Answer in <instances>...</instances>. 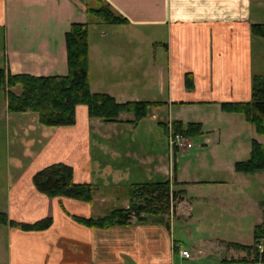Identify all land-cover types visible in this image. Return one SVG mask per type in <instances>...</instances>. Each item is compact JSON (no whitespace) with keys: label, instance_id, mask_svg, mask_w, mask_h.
<instances>
[{"label":"crops","instance_id":"obj_1","mask_svg":"<svg viewBox=\"0 0 264 264\" xmlns=\"http://www.w3.org/2000/svg\"><path fill=\"white\" fill-rule=\"evenodd\" d=\"M101 5L127 20L124 25H109L125 35L109 41V31L103 29L106 23L88 13ZM72 24L89 25L92 93L107 94L118 103L160 102L148 100L158 86L166 93L164 104L135 125L132 114H120L118 123H104L90 119L86 106L78 105L74 125L43 127L30 112L10 114L1 91L0 136L4 133L10 163L0 165V214L6 216V223H0V264H236L232 261L247 259V252L234 246H249L241 238L239 224L231 232L227 221L225 230L216 233L218 226L212 224L216 219L211 216L219 212L197 211L184 196L162 224L132 219L125 226L94 229L74 217L105 216L94 210L95 196L91 205L48 198L36 191L32 177L49 165H68L74 182L104 191L101 203L110 201L104 196L111 195L110 189L161 178L186 186L224 187V181L214 178L190 180L189 150L171 156L165 134L155 126L163 127L159 112L166 109L168 121L184 124L180 112L173 117L171 109L205 106L232 115L222 112L220 104L250 100L253 78L264 79L257 66L264 62V39L251 32L253 25H264V0H0V69L11 75L66 76L64 37ZM154 50L164 52L163 69L154 62ZM186 74L192 77L191 90L185 88ZM13 91L20 94L19 88ZM199 123L204 126V120ZM223 164L215 159L213 169ZM197 199H209L235 219L241 216L243 207L233 211L216 192ZM121 205L128 207L127 196ZM261 211L264 214V208ZM44 218L52 224L43 231L24 232L9 223L33 224ZM204 220L205 227H198L195 237L187 233L190 243L181 244L176 221L193 226ZM180 249L189 258H182Z\"/></svg>","mask_w":264,"mask_h":264},{"label":"trees","instance_id":"obj_2","mask_svg":"<svg viewBox=\"0 0 264 264\" xmlns=\"http://www.w3.org/2000/svg\"><path fill=\"white\" fill-rule=\"evenodd\" d=\"M88 13L109 25H124L127 20L116 16L106 5L97 9H88ZM88 24H72L66 32V76L33 77L24 74L11 75L0 69V92L6 89L7 108L10 114L30 112L37 116L38 124L43 127H63L75 124V108L84 105L88 117L99 119L104 123H118L120 114L134 116L132 124H137L145 118L150 109H158L162 102H125L116 100L103 93H92L88 76ZM253 35L264 38V25H253ZM186 90L193 87L192 77H184ZM20 87V95L12 90ZM220 110L228 114H239L244 121L254 128L259 136H264V79L254 77L251 86L250 100L237 103H221ZM173 131L181 133L187 139L202 134L200 123L183 124L172 121ZM164 132L166 133V127ZM234 171L241 174H255L264 171V145L251 141L249 157L235 162ZM36 191L48 198H69L86 204H92L96 186L90 183L73 181V171L68 165L52 164L37 171L32 177ZM173 181L130 184L127 188L128 207L116 208L103 217L79 218L74 220L79 224L94 229H109L115 226H125L132 219L136 222L164 223L184 195L183 189ZM0 223H6V216L0 214ZM10 225L21 231H43L48 229L52 220L44 218L33 224L9 221ZM167 225V224H166ZM260 242L264 245V222L253 229L252 244L235 247L247 252L250 259L232 261L236 264H264V251L259 253Z\"/></svg>","mask_w":264,"mask_h":264},{"label":"rangeland","instance_id":"obj_3","mask_svg":"<svg viewBox=\"0 0 264 264\" xmlns=\"http://www.w3.org/2000/svg\"><path fill=\"white\" fill-rule=\"evenodd\" d=\"M103 29L104 31H109V41H111V38L113 36L121 37L122 35H125L122 32V29H120L118 26H109V24H104ZM153 54L156 66L159 69H163L165 67L164 52H155L154 50ZM257 66L261 68V72H264V62L257 63ZM155 70L156 69H154V71ZM157 87L154 86L153 90H151L149 94L150 99L148 100L161 102L164 96H166V93L161 92ZM17 88L20 89V87ZM13 90L12 92L17 95ZM2 92H4V94L6 95V89L2 90ZM0 97H3V95L0 94ZM176 112H180V118L186 122L184 124H187L188 122L199 123L204 120L202 134L189 139L192 143V148L189 150L190 157L188 158L190 162L186 165V170L189 174H191L188 178H190V180H193L192 178H197V180L214 178V180H221L226 184L224 187H221L219 189L207 184H196L189 186H186L184 184L181 186L179 185L177 189H183L185 191L183 196L186 197L188 202L193 203L197 211L202 212L204 209L214 208L215 212L216 210L219 212V214H217L216 212V215L211 216L216 219L214 222L211 221L212 224H216V226H218L215 230L216 233H220L225 230L227 221L231 222V224L227 227L231 232L233 231L234 225L238 223L239 228H242L241 238L244 244L251 245L254 226L260 224L261 222H264V214H262L261 211L264 208V171L255 174H241L236 173L233 166L235 162L246 160L249 157L252 140H255L258 143L264 145V136L257 135L254 131V128L251 125L247 124L244 121L243 116L239 114H222L215 108H207L205 106H187L182 108L176 107L170 110V115L175 117ZM159 115L164 120L160 123H163V125L167 128V124L169 122L172 123V121H168V110L166 109L163 110V112H159ZM218 115H222V117H219ZM147 118L148 123L151 118L150 116ZM155 127L159 131L161 130L162 134L164 133L166 136L164 127H162V125H160L159 127ZM0 129H4V121H0ZM141 129H143V126ZM218 133H220V135H218ZM11 141H13V136H10V142ZM6 147V138L3 133L0 136V165L10 163L8 159V149H6ZM162 147L163 149H165L164 144L162 145ZM10 150L12 153L16 152V149L13 148V146H11ZM183 155V153L179 154V156ZM215 159L223 160V165L225 166L217 167L214 170L213 168L215 167ZM183 165V160L180 159L179 166L181 167ZM161 180L165 179L161 178L155 182H164ZM109 191L111 195L106 194L104 196H109L110 201L107 203H101V196L103 195H100V193H103L104 191L100 189L97 192L96 186V190L94 192V196L96 198L94 210L96 212L107 214L113 209L123 207V205H121V201L127 196V189L125 188V186L115 187V189H110ZM211 192H216V195L222 199L226 198L232 206L233 211H240L243 207V209L241 210L240 218L238 217L239 219H235V216L232 217L228 213H222L215 204L211 203L209 199H197V197L199 198L200 195L204 196ZM112 194H114V196L118 199H114L112 197ZM166 218L169 217L167 216L164 219ZM206 222L207 220H204L201 223L193 226H183L180 221H176V234H178L180 238L179 240H181V244H189L190 240L188 239L187 233L191 232L193 233L192 236L195 237V235L200 232V230L197 228L201 226L205 227L204 224ZM259 245H261L262 251H264L263 242H260ZM247 259H250V255Z\"/></svg>","mask_w":264,"mask_h":264},{"label":"built area","instance_id":"obj_4","mask_svg":"<svg viewBox=\"0 0 264 264\" xmlns=\"http://www.w3.org/2000/svg\"><path fill=\"white\" fill-rule=\"evenodd\" d=\"M166 140H167V146L169 150V154L171 156L174 155L176 151H188L192 148V143L189 139L184 137L181 133H176L173 131L171 122L167 124L166 128ZM257 249L259 252H262L261 245H258ZM179 255L182 258H189V254L187 251L180 249Z\"/></svg>","mask_w":264,"mask_h":264}]
</instances>
